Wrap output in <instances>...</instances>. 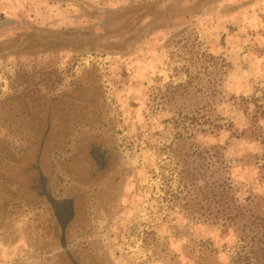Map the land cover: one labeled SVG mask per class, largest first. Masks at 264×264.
<instances>
[{"label": "rangeland", "instance_id": "1", "mask_svg": "<svg viewBox=\"0 0 264 264\" xmlns=\"http://www.w3.org/2000/svg\"><path fill=\"white\" fill-rule=\"evenodd\" d=\"M256 90L264 0H0V264H233L235 223L187 202L226 183L264 217ZM42 143L72 220L26 191Z\"/></svg>", "mask_w": 264, "mask_h": 264}, {"label": "trees", "instance_id": "2", "mask_svg": "<svg viewBox=\"0 0 264 264\" xmlns=\"http://www.w3.org/2000/svg\"><path fill=\"white\" fill-rule=\"evenodd\" d=\"M210 99H212L211 95L208 96V101ZM241 107L248 115L251 129L243 132L240 136L245 135L249 141L260 142L264 145V131L261 126V122L264 120V91L256 90L253 96L248 99H243ZM50 128H52V125ZM53 128H56L57 137L59 136L64 144L67 135L64 122L57 121ZM53 128L51 130H53ZM57 128L59 133L57 132ZM247 132H249V135ZM210 133L216 135L215 132ZM43 144L44 143L38 148L35 160L31 161L26 169L28 175L26 191L32 197L39 195L43 196L52 208L53 214L57 216L61 222H63V217L65 215L68 219L64 222L70 219L72 220L75 213L73 199L56 200V198H54L51 187V174L42 163L45 150ZM214 149L216 148H208L205 154H207L209 158H214L212 152ZM216 152L215 150V153ZM262 170H264V166H262ZM230 187H228L226 183L218 187V193L217 196H215L217 207L213 206L215 205L214 202H209L210 194L208 193L204 196L202 204L201 202L197 203L198 196L194 194L195 191L193 189L190 194L192 200L187 202V207L189 210L191 209L190 211L193 213L202 210V215L204 217H214L216 222L222 221V227H225L227 231L230 227H234L235 223V234H237L239 250L235 253V257L232 261L233 264H264V217L260 216L258 212L247 210L244 206L236 203V201L234 204L233 200L231 201L233 198H229ZM233 213H235L234 217ZM203 246L205 249V257L201 259V264H220L218 261V251L210 245Z\"/></svg>", "mask_w": 264, "mask_h": 264}, {"label": "flooded vegetation", "instance_id": "3", "mask_svg": "<svg viewBox=\"0 0 264 264\" xmlns=\"http://www.w3.org/2000/svg\"><path fill=\"white\" fill-rule=\"evenodd\" d=\"M88 171H90L91 172V168L88 170ZM90 172H87L88 174H90ZM85 174H86V172H85ZM91 177H92V175L90 176L89 175V179H91ZM84 178H87L86 176H84ZM88 179V178H87ZM64 222V221H63Z\"/></svg>", "mask_w": 264, "mask_h": 264}, {"label": "water", "instance_id": "4", "mask_svg": "<svg viewBox=\"0 0 264 264\" xmlns=\"http://www.w3.org/2000/svg\"><path fill=\"white\" fill-rule=\"evenodd\" d=\"M64 218L67 219L68 217L65 215V216L63 217V221H65Z\"/></svg>", "mask_w": 264, "mask_h": 264}]
</instances>
